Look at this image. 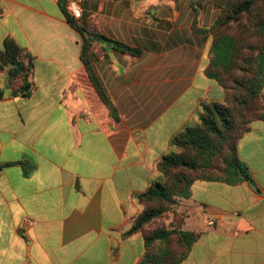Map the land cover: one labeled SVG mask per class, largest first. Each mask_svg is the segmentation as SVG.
<instances>
[{
    "label": "crops",
    "instance_id": "obj_1",
    "mask_svg": "<svg viewBox=\"0 0 264 264\" xmlns=\"http://www.w3.org/2000/svg\"><path fill=\"white\" fill-rule=\"evenodd\" d=\"M62 6L0 0V51L12 40L32 58L28 95L11 94L0 65V264H139L145 237L128 233L142 211L137 196L159 177L172 138L200 121L202 104L225 99L206 74L217 8L213 0H84L81 22L140 51L100 39L88 54L117 123ZM196 15L204 32L194 31ZM238 152L252 181L193 183L181 209L193 211L185 227L201 235L179 264H264V122L251 125Z\"/></svg>",
    "mask_w": 264,
    "mask_h": 264
},
{
    "label": "trees",
    "instance_id": "obj_2",
    "mask_svg": "<svg viewBox=\"0 0 264 264\" xmlns=\"http://www.w3.org/2000/svg\"><path fill=\"white\" fill-rule=\"evenodd\" d=\"M227 2L224 1V3ZM259 2L264 3V0H244L232 7L228 3L224 17L220 16L210 29L213 42L210 50L211 62L206 74L223 86L226 93L225 102L203 103L198 125L189 126L172 138L171 146L183 152L163 156L157 169L165 176L166 181L171 180L173 184L157 180L152 182L145 193L137 196L142 211L134 220L128 233L142 231L145 237L147 251L139 264H179L188 257L193 244L201 235L199 232L184 231L176 227L158 228L151 231L149 225L161 218L164 210L148 208V204L151 205L155 201L172 203L176 196L186 199L190 196L193 183L198 180L221 181L230 185L252 181L248 166L239 157L238 145L245 134L250 132L254 122H264V44L256 57L250 60L251 68L248 79L237 81V84L235 80L233 87H230L227 84L228 75L235 70L240 47L244 49L249 43L246 40L249 31L246 29L243 39H239L228 30H221L233 22L240 23L244 15L252 16ZM62 3L67 21L84 37L83 61L90 79L99 97L108 108L110 116L118 123L121 120L120 113L97 76L88 54L100 39L110 42L115 49L125 54L137 56L140 51L100 35L91 29L88 22L77 23L67 13L66 0H62ZM197 17L196 15L193 23L194 31L204 32L197 27ZM252 26H256V30L264 36V21ZM0 65L2 69L9 68L10 86H15L11 94L13 96L28 95L30 92L29 78L32 75L31 56L15 42L8 40L5 52L0 51ZM235 85L240 88V93L231 95ZM231 98L239 111L230 107L228 102ZM3 167L0 166V170ZM178 170H195L200 171L201 174L194 179H188L185 174L173 173ZM174 235L179 239L177 244L181 249L180 252L172 249Z\"/></svg>",
    "mask_w": 264,
    "mask_h": 264
},
{
    "label": "rangeland",
    "instance_id": "obj_3",
    "mask_svg": "<svg viewBox=\"0 0 264 264\" xmlns=\"http://www.w3.org/2000/svg\"><path fill=\"white\" fill-rule=\"evenodd\" d=\"M213 1H214L215 7L217 8V17H216V21H217V19H219L220 16L224 17V15L226 14L228 3L231 4L230 6L232 7V5L233 6L237 5L243 2L244 0H213ZM224 1H228V2L224 3ZM252 18H254V20ZM261 21H264V3L259 2L256 4L254 13H252V16L244 15L240 23L233 22L230 25H228L227 28H223L221 30V31H223L224 29L228 30L229 33L233 34L234 36H237V38L239 39L240 38L243 39L244 34H245L244 32L246 29L249 31V35L246 37V40L249 43L244 49L240 47L239 56H238V60L235 66V70L233 71L232 74L228 75L227 84L230 87H233L235 80L237 84V81H243L244 79H248V75L250 74V68H251L250 60L256 57V55L259 53V51L261 50L264 44V36L261 33H259L258 30H256V26H252L255 23L257 22L259 23ZM231 78L232 80H230ZM239 89L240 88L237 85H235V89L233 90V94L231 95H234L237 93L239 94L240 93ZM224 102H225V99H224ZM228 103L232 109L236 111L238 110V108L235 107V104L232 98L229 100ZM199 122L191 126L198 125ZM174 152L180 153V152H183V150H180V149H177L176 147L171 146V150L169 154L174 153ZM157 171L159 173V177L155 181L160 180L161 182H164V183L166 182L169 184H173L171 180L166 181L165 176L160 174L161 171L159 169H157ZM173 173L174 174L176 173L185 174L186 176H188V179H194L196 176H199L201 174L200 171H195V170L194 171L178 170ZM173 199L175 200V202L173 200L174 203L173 202L168 203L165 201H155L153 204L151 203V205L148 204V208L164 210L162 217L157 219L156 221H154L152 224L149 225V229L151 231L158 229V228L172 229L173 227H176L177 229H181L184 231H188L187 227H185V224L189 221L188 219L191 218L192 216L191 213H193V211L191 209L190 210L181 209V207L184 206V204L182 205V203H184L183 201L185 198L176 196ZM178 240L179 239L176 235L172 237V242L174 243L172 246V249L175 252L181 251V249L179 248L177 244Z\"/></svg>",
    "mask_w": 264,
    "mask_h": 264
},
{
    "label": "built area",
    "instance_id": "obj_4",
    "mask_svg": "<svg viewBox=\"0 0 264 264\" xmlns=\"http://www.w3.org/2000/svg\"><path fill=\"white\" fill-rule=\"evenodd\" d=\"M67 13L77 23H81L84 13V0H66ZM211 226H215V223H210Z\"/></svg>",
    "mask_w": 264,
    "mask_h": 264
}]
</instances>
